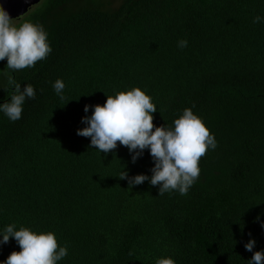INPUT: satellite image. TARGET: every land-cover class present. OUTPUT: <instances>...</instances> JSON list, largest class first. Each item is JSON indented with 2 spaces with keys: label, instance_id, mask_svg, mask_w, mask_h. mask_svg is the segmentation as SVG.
<instances>
[{
  "label": "trees",
  "instance_id": "1",
  "mask_svg": "<svg viewBox=\"0 0 264 264\" xmlns=\"http://www.w3.org/2000/svg\"><path fill=\"white\" fill-rule=\"evenodd\" d=\"M114 1L39 0L15 22L41 25L52 51L22 71L0 61V103L14 94L5 73L36 93L19 120L0 112V234L53 232L68 249L57 264H249L245 243L264 251V0ZM133 87L155 126L190 108L214 135L187 195L129 189L120 171L150 178L149 151L133 162L77 135L92 106ZM19 250L10 238L0 261Z\"/></svg>",
  "mask_w": 264,
  "mask_h": 264
},
{
  "label": "clouds",
  "instance_id": "2",
  "mask_svg": "<svg viewBox=\"0 0 264 264\" xmlns=\"http://www.w3.org/2000/svg\"><path fill=\"white\" fill-rule=\"evenodd\" d=\"M39 0L34 2L37 3ZM31 4L23 13H25ZM0 6V61H7V68L22 71L34 67L47 58L52 51L47 33L41 25L32 22L15 23ZM256 16L253 23H259ZM178 47H187L186 40L178 41ZM7 75L8 85L14 88L9 102L0 103L3 112L10 121L21 118L26 99L34 98L36 93L32 85L27 84L21 90L13 76ZM65 85L57 79L53 88L63 99ZM103 104L92 106L91 116L82 118L87 126L77 130V135L90 138V147L102 153L114 152L118 144L132 153L135 162L145 149L154 161L149 178L144 174L129 177L126 171H120L118 178L128 181L129 189L149 180L152 186H159V195L178 191L187 195L189 188L200 175L199 161L209 149H215L214 135L205 126L202 119L190 108L174 119L173 127L155 126L153 113L157 111L151 97L138 87L119 91L114 96L106 95ZM89 106H84L87 113ZM264 227V225H262ZM0 244H7L13 238L19 245V251L9 253L0 264H57L68 255L67 246H60L53 232H35L27 227L18 230L9 224L0 234ZM255 240L245 243L246 251L252 252L249 264H264V251H253ZM156 264H175L169 257L159 258Z\"/></svg>",
  "mask_w": 264,
  "mask_h": 264
},
{
  "label": "water",
  "instance_id": "3",
  "mask_svg": "<svg viewBox=\"0 0 264 264\" xmlns=\"http://www.w3.org/2000/svg\"><path fill=\"white\" fill-rule=\"evenodd\" d=\"M37 0H0L2 6L11 17L23 13L31 4Z\"/></svg>",
  "mask_w": 264,
  "mask_h": 264
},
{
  "label": "rangeland",
  "instance_id": "4",
  "mask_svg": "<svg viewBox=\"0 0 264 264\" xmlns=\"http://www.w3.org/2000/svg\"><path fill=\"white\" fill-rule=\"evenodd\" d=\"M114 1V0H113ZM114 2H116V0L114 1ZM109 3L108 2H106L104 5H108ZM13 20H14V22L16 21V18H13Z\"/></svg>",
  "mask_w": 264,
  "mask_h": 264
}]
</instances>
